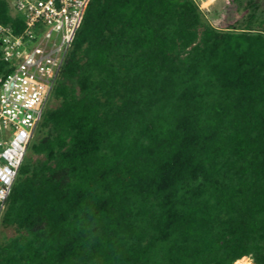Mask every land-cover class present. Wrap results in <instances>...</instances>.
Returning a JSON list of instances; mask_svg holds the SVG:
<instances>
[{
    "label": "trees",
    "instance_id": "obj_1",
    "mask_svg": "<svg viewBox=\"0 0 264 264\" xmlns=\"http://www.w3.org/2000/svg\"><path fill=\"white\" fill-rule=\"evenodd\" d=\"M224 13L88 1L9 195L0 264H264V21L235 29ZM11 70L0 53V78Z\"/></svg>",
    "mask_w": 264,
    "mask_h": 264
},
{
    "label": "built area",
    "instance_id": "obj_2",
    "mask_svg": "<svg viewBox=\"0 0 264 264\" xmlns=\"http://www.w3.org/2000/svg\"><path fill=\"white\" fill-rule=\"evenodd\" d=\"M89 0H8L20 17L0 23V222L28 148L82 23Z\"/></svg>",
    "mask_w": 264,
    "mask_h": 264
},
{
    "label": "rangeland",
    "instance_id": "obj_3",
    "mask_svg": "<svg viewBox=\"0 0 264 264\" xmlns=\"http://www.w3.org/2000/svg\"><path fill=\"white\" fill-rule=\"evenodd\" d=\"M199 5L200 10L204 14V19L207 22L215 24L217 20L221 17L220 15L224 13V6L227 4V1L224 0V3L220 0H195ZM227 13H224V22L227 25H231L235 29L244 28L247 22L250 20L252 22L251 28L258 29L257 25L260 22L264 21V0H242L237 3H231L229 5V10ZM10 12L15 13L13 7L10 5ZM253 14V18L250 19V15ZM50 107H55L57 105L56 100L50 99ZM31 159H35V155L29 156ZM2 234L6 237H11L14 235L13 230L11 229H2L0 227Z\"/></svg>",
    "mask_w": 264,
    "mask_h": 264
},
{
    "label": "crops",
    "instance_id": "obj_4",
    "mask_svg": "<svg viewBox=\"0 0 264 264\" xmlns=\"http://www.w3.org/2000/svg\"><path fill=\"white\" fill-rule=\"evenodd\" d=\"M220 1L224 3V0H220Z\"/></svg>",
    "mask_w": 264,
    "mask_h": 264
}]
</instances>
